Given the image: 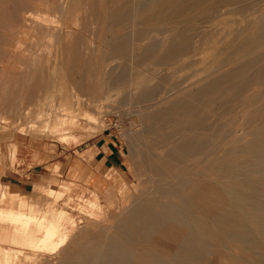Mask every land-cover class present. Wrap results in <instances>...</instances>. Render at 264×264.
Instances as JSON below:
<instances>
[{
    "label": "rangeland",
    "instance_id": "374dc122",
    "mask_svg": "<svg viewBox=\"0 0 264 264\" xmlns=\"http://www.w3.org/2000/svg\"><path fill=\"white\" fill-rule=\"evenodd\" d=\"M18 1L0 0V9L14 10L21 7L20 9L30 8L32 11L43 10L38 0ZM43 1L49 3V0ZM77 1L81 4V11L86 12V17L82 16L81 23L79 22L81 25H78L81 29L77 26L71 27L69 21L60 25L64 33L75 29L82 33L80 41L74 42V45L73 42L70 43L71 48L76 46L78 49V55H75L77 57L67 53L62 37L54 41L50 52L52 55L46 51L41 52L43 38L30 23H26L27 26L12 24L10 27L6 24L7 26H3L4 30L0 31V44H3L0 45L1 52L10 50L9 47L13 44L11 41L23 36L17 35L18 33L27 34L25 46H21L26 49L20 48L17 55L18 66H24V72L22 67L20 74L16 73L17 66L7 64L8 60L4 56L0 59L3 61L0 66L7 67V70L16 73L15 75L18 74L17 77L21 80L24 78L23 86H18V89L23 91L22 95L19 90L15 91L17 87L14 89V86L11 87L13 91L6 95L9 103L15 104L12 101L19 100V110L9 121L0 120V159L5 160L8 167L0 177V208L30 209L36 216L53 215L62 211L71 223H74L75 235L102 234L114 238L113 231L106 228H111L115 217L125 213L134 204L165 203L187 211L182 201L190 199V195L184 190L185 186L191 184L197 187L208 180L229 188L235 187L243 197L251 194L253 188L250 184H237L233 177L228 178L226 174L231 173L233 176L239 171L234 169L236 165L254 160L250 154L240 155V147L254 143L258 149L264 151V120L247 119L250 112L264 104V99H256L255 92L260 86L242 88L243 79H235L230 82L235 84L229 89L218 91V96L215 95L208 101V105L206 103L207 107L199 108L190 116L181 117L176 123L168 120L158 122L152 120L151 115L159 109L167 108L184 94L196 91L212 76H220L238 65L246 64L254 57H262L264 62V0H206L200 4L184 0L183 10H179L176 16L165 23L144 21L148 17L146 5L157 0ZM102 3L105 6L102 7ZM106 8L107 12L102 10ZM128 10L132 17L131 24L113 22ZM114 12L116 16L113 17L111 13ZM65 19L64 17L63 20ZM31 28L32 32L29 30ZM12 34L16 36L11 40L3 39ZM124 36L129 37V51L125 56L116 57L113 55V48ZM57 41L62 43L58 44ZM173 42L186 44L183 54L164 59L168 47ZM150 45L154 46L153 52L141 57ZM27 50L30 51L29 54ZM34 61H38L35 62L38 68L31 66L35 72L32 75L29 65H33ZM73 61H78L79 65L71 73L75 70L81 73L78 71V74L75 72L71 75V67L67 66V62ZM243 69L245 75H250L255 66ZM3 80L4 78H0V82L5 84ZM40 81L41 94L36 93V96H41L38 101L34 99L35 95L30 98L29 92L34 90L31 89L34 85L39 87ZM63 81L67 82V85H74L76 92L79 90V95L82 93L86 100L81 106L75 105L74 98L63 99V88H68L67 85H62ZM150 89L154 90V93L148 99L142 100L141 95ZM14 94L22 97L17 98ZM37 102H40L38 111L36 107L34 110ZM74 108L81 111L78 115V119H81L78 122L79 127L74 125L67 132L65 139L61 134L51 133L50 128L58 118L57 115H75ZM43 125L48 131L39 129L40 126L44 127ZM220 129L223 133L221 138L216 135ZM199 135L209 136V142L213 141V144L216 138V145L212 146L210 143L211 153L195 155L164 175L152 172L156 166L154 158H163L172 149L185 142L190 143L193 137ZM95 145L103 146L106 150L107 160H104L102 166L96 162L94 153L91 152ZM116 146L119 151L114 149ZM11 190L13 193L8 196L7 193ZM105 190L114 192L113 203L105 201L102 194ZM24 203H29L24 205L26 208L23 207ZM153 209L158 213L162 212L160 207ZM246 225L251 231L252 221ZM1 247L7 248V245ZM143 252L157 257L153 249ZM228 252L234 264H264V244L259 241L258 244L241 241L237 248L231 247Z\"/></svg>",
    "mask_w": 264,
    "mask_h": 264
},
{
    "label": "bare ground",
    "instance_id": "6f19581e",
    "mask_svg": "<svg viewBox=\"0 0 264 264\" xmlns=\"http://www.w3.org/2000/svg\"><path fill=\"white\" fill-rule=\"evenodd\" d=\"M69 1L68 0H49V3L47 1V4H46V2H44L43 0H38V4L40 8L42 7L43 10L39 9L37 11H32L30 8H29L30 10L23 9V8L20 9L21 7H19L18 9L14 8V10L13 8L12 10L1 8L0 9V31L4 30L3 26L5 27L9 25L10 27L12 26V24L18 25V24L30 23L32 24L31 27L34 26L33 28H35V31L41 34L40 36L43 38V43H41L40 45L41 52L45 53L46 51L50 53L53 49L52 47L55 44L56 40H59L62 37L64 42L62 40L61 41L65 44L67 53L73 54L74 56L78 55L77 54L78 49L76 48V46H73L71 48L70 43L73 42V45H74V42H77L78 40L80 41L82 38V33L78 32L77 29H75L74 31L70 30L69 32L67 31L64 33L61 30L60 25L62 24V22L63 24H66L69 21L71 27L77 26L78 28H80L79 27L81 25V24L79 25V22L81 21L80 19L82 16L86 17L85 16L86 12L81 11V8H80L81 4L79 5V1L77 0H69ZM204 1L206 0H192L193 4H200ZM5 3L7 2L5 1ZM103 6H105L104 3H102V7ZM146 6L148 7L147 12H146L148 17L144 21L154 22V23L155 22L165 23L169 19L176 16L179 10L180 11L183 10L184 0H163V1L157 0L155 3H151V4L149 3ZM107 9L108 8L102 9V10L105 11ZM43 12H45V14H42ZM130 14L131 13L128 10V12L126 11V14L122 15L121 17H116L113 22L117 24H128V23L131 24L132 17ZM106 15L107 14L105 13V16ZM111 16L113 17L116 16L115 12L111 13ZM64 17L68 20L66 19L63 20ZM85 20L86 19H84V21ZM82 25H84L83 22H82ZM25 28L23 29V31H25ZM33 28L29 29L30 32L33 31L32 30ZM83 28L85 30L84 26ZM263 29L264 27L262 28V31ZM19 34L23 36H21L16 41H11L13 42V44L10 45L9 47L10 50L7 49V51L5 50L6 52H4L3 50H2L3 52L0 51V59L4 56L6 60H8L7 64L9 63L12 66H17L18 71H15L16 73H19L22 67H23L22 71L23 72L25 71L24 66H22L21 64L20 65L22 67L18 66L19 63H17V60L19 58L17 55H19L20 48L26 49V47L22 48L21 46H23L26 43L25 35L27 34L24 35V32L23 33L21 32V33H18L17 35ZM98 34H97V37H98ZM14 35L13 34L9 35L7 37H4L3 39L11 40L12 37H14ZM93 35H96V34L93 33ZM260 37L262 36L260 35ZM99 38H101V35ZM251 41L250 43L252 44L253 41L252 42ZM117 43H116L117 45L113 48V55L116 57L127 55L129 51V37L124 36ZM62 47H59V48L63 49ZM153 48L154 46L152 45L148 46L145 49V52L143 53L141 57L146 56L147 54L153 52L152 51ZM185 48H186L185 43H178V42L174 43L173 42L168 47L166 54L164 56V59H170L174 56L182 55ZM29 52L30 51H28V54ZM41 52L40 54H43ZM80 53H82L81 50H80ZM50 55H52V53H50ZM12 59H15V60H12ZM262 60H263L262 57H254L253 59L249 60L246 64L242 66L238 65V67L236 68L234 67L235 69L233 68L232 70L228 69L229 71H227L226 73L223 72V74H221L220 76H212L208 82L198 87L196 91L192 93L184 94L180 99L170 103V105L167 108L159 109L158 111H155L151 115L152 120L153 119L157 121L158 120H162V121L168 120V122L176 123L181 117L190 116L192 112H195L201 107L205 108L206 103L208 101H211V99H213V97L216 95L218 91L231 88V86L235 83H230V82L238 78L243 79V84L241 83L243 85L242 88L250 87L251 85L260 86L257 88L255 92L257 96L256 99H258L259 101L263 100L264 99V88L262 86H264V62ZM1 62L3 61H0V63ZM35 62L36 61H34L35 65L34 64L32 65L31 63L33 62H31L30 63L31 65H29V67L33 66V67H36L37 69L38 66H36V63L38 61L36 63ZM51 62H52V58H51ZM77 62L76 61H73V63L67 62L68 64L67 66L71 67L70 73L79 65ZM48 63L49 62H47V64ZM38 65H42V64L38 63ZM250 66H255V70L250 75H245V71L243 68L247 67L248 69V67ZM33 67H31V69L29 68L30 70H32V72H33ZM40 68L45 69L46 67H40ZM66 69H68V67ZM48 70L50 71V69ZM34 71H35V68H34ZM66 71L69 72L68 70ZM78 71L79 70H77L76 72L75 70L77 74H78ZM125 71H126V68H125ZM32 72H31L32 75L35 74V72L33 73ZM42 72L46 73L48 71L46 70V72L45 71H42ZM75 72H72V73H75ZM79 72L81 73V71ZM16 73L9 72L7 70V67L5 66H0V74H1L0 78L1 80L4 78L3 81L5 83L3 84L2 82H0L3 84L0 87V115H4V117L2 118L0 117V120L2 122L9 121L10 118L17 112V110H19L18 109L19 100H17V102L13 100L12 102L13 103L15 102V104H12L7 101V96H6L8 93H11L13 91L11 87L14 86V89L17 87L15 91L19 90L18 86L20 84L22 85V81H24V78L23 80H21V78L17 77L18 74L15 75ZM41 73L39 74L40 76H41ZM28 74L30 75V72H28ZM39 75H37V77ZM118 77H120V75ZM42 78H44V76H42ZM41 82L42 81L38 82L39 87L38 85L36 86L34 85V88L31 87V89L32 90L34 89V90L32 92L31 91L29 92L31 93L30 98H33L35 95L36 98L34 99L38 100L41 97L39 95L36 96V93H39V88H41L40 87ZM25 83L28 84L27 82ZM66 83L63 81L62 85L66 86L68 84ZM42 85H45V84L42 83ZM67 86L68 88L66 87L63 88L64 90V94L62 95L64 97L63 99L66 100V99L74 98L75 105L77 104L81 106L82 102H85L86 100L85 98H83L82 93L79 95L78 94L79 90L77 89L78 91L76 92L74 85H67ZM97 89H95V91ZM23 90H24V87H23ZM41 90L40 92L43 91ZM63 90L61 89V92ZM18 92L19 94H21L23 91L19 90ZM18 92H16V94H18ZM98 92H101V91H98ZM153 93H154V90H151V89L147 90L141 95L140 98L142 100L148 99L149 96H151ZM16 94L14 95L17 97ZM19 96L20 95H18V97ZM35 107H36V111L40 110L38 109V107H40V102L36 103V106H34V110H35ZM73 110H76V109L74 108ZM80 114H81V111L77 109L75 111V115H71V116L61 115L60 117L57 115L58 118L54 121L55 123H53V125L50 128L51 133L57 134V135L61 134L63 139L67 138V135H66L67 132H69L74 125H77L76 127H79L78 122L81 119H78V115ZM247 119L248 120H255V119L264 120V104H262L260 108H257L253 110L252 112H250L247 116ZM168 122H165V123H168ZM29 124L30 123H28V125ZM32 126H28V127L32 128ZM37 126L39 125L37 124ZM40 127L39 129H41V131L43 130L48 131V128L46 126L41 127V128ZM220 130L217 131L216 135L217 137L220 136L221 138V135L223 133H222V129ZM209 138H210L209 136H200V135L195 136L190 140V143L185 142L179 145V147L172 149L163 158H159V157L154 158L156 166L153 164L155 168L152 169V172H157L161 174L163 173L164 175V174L170 173L177 166H180V164L184 163L189 158L195 155H199V154L208 155L209 153L212 152L210 145L212 144V146H214V144L216 143L215 142L216 138H215L214 144L211 139L210 140L212 142H209ZM262 152L263 151L258 149V146H256L254 143L244 145L240 147L238 150V153L240 155L244 153L250 154L254 159L258 158L259 155L262 154ZM239 160L241 159L239 158ZM149 162H151L150 159H149ZM146 164L148 163L146 162ZM245 165L246 164L240 163L236 165L234 169L240 170ZM226 177L231 178L233 176L231 175V173H228L226 174ZM192 185L193 184L185 186L186 188L184 190L186 191V194L188 193L190 195L189 197L190 199H185L182 201V204L187 208V211L180 210L179 208L175 206L168 205L165 203L161 205H159L158 203H152V205L134 204L130 209L125 211V213H122L118 217H115V223L111 228H106V229H111L113 231L114 238H108V237L103 236L102 234H95L92 236H88L85 234L75 235L74 223H71V220L67 218L65 213L62 211H59V213H56L53 215H48V214L41 215L39 213L41 216L38 215L39 216L38 217L36 215H33L30 209L26 210L22 208L21 210H15V209L0 208V223H1L0 224V243H1V246L4 244L7 245V248H3L0 246V264H234L233 258L228 252L229 248L231 247L237 248V244L241 241L251 243V244H258V240L254 238H250V239L247 238V235L250 233V231H249L248 225L246 224L247 222L251 220L245 219V218H239L230 212V200L228 198V193H227L230 188L228 186H225L223 184L221 185L219 183L211 182L208 180H205V182L201 186L193 187L194 185L193 186ZM236 187H238V185ZM11 193H13L12 190L8 191L7 193L8 196L11 195ZM112 193L114 194V192L113 191L111 192V190H105L102 192L105 198V201L107 203H113L112 201L114 199L112 197L114 195H112ZM28 204L24 203L23 207H25L24 205H28ZM32 206H29V208ZM156 206L161 208L162 210L161 213H158L153 209V207H156ZM36 209L39 210L37 207ZM35 212H38V211H35ZM138 247H141V249H138ZM147 249H153L156 252L155 254H157V257L151 256L148 253L143 252V250H147ZM58 256L60 258H58Z\"/></svg>",
    "mask_w": 264,
    "mask_h": 264
},
{
    "label": "water",
    "instance_id": "95a60500",
    "mask_svg": "<svg viewBox=\"0 0 264 264\" xmlns=\"http://www.w3.org/2000/svg\"><path fill=\"white\" fill-rule=\"evenodd\" d=\"M233 179L237 184H250L253 189L251 194L243 197L235 187L230 188L227 192L230 212L239 218L250 219L252 227L247 238H254L264 244V151L235 172Z\"/></svg>",
    "mask_w": 264,
    "mask_h": 264
},
{
    "label": "crops",
    "instance_id": "0c3cea01",
    "mask_svg": "<svg viewBox=\"0 0 264 264\" xmlns=\"http://www.w3.org/2000/svg\"><path fill=\"white\" fill-rule=\"evenodd\" d=\"M114 149H116V151H119V148L117 146L114 147ZM91 152L94 153V159L96 160V162H98L100 164V166L103 165L104 160L105 161L107 160L106 159V156H107L106 150L103 146L95 145L93 147V149H91ZM31 164H32V162H31ZM6 168H8L6 161L5 160L2 161L0 159V177Z\"/></svg>",
    "mask_w": 264,
    "mask_h": 264
}]
</instances>
